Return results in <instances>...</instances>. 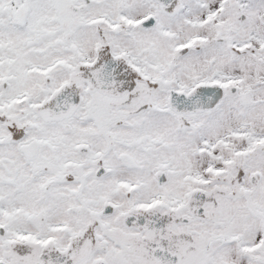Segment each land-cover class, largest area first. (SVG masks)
<instances>
[{
	"label": "snow or ice",
	"instance_id": "snow-or-ice-1",
	"mask_svg": "<svg viewBox=\"0 0 264 264\" xmlns=\"http://www.w3.org/2000/svg\"><path fill=\"white\" fill-rule=\"evenodd\" d=\"M0 264H264V0H0Z\"/></svg>",
	"mask_w": 264,
	"mask_h": 264
}]
</instances>
